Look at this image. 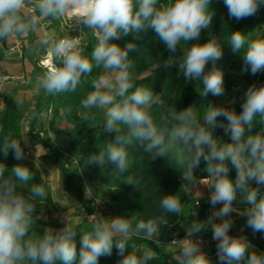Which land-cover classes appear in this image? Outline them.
Segmentation results:
<instances>
[{
    "label": "clouds",
    "instance_id": "clouds-1",
    "mask_svg": "<svg viewBox=\"0 0 264 264\" xmlns=\"http://www.w3.org/2000/svg\"><path fill=\"white\" fill-rule=\"evenodd\" d=\"M223 3L229 16L239 21L255 16L264 0H223ZM211 4L212 0H171L167 4H161L160 0H0V41L13 36L35 37L29 53L48 57L35 85L45 96L75 91L94 67L104 70L92 81L93 90L81 106L103 110L104 131L114 132L115 139L98 154H92L87 163L101 168L112 164L122 174L129 168L128 147L134 142H139L152 159L166 157L169 147L180 150L185 169L182 179L193 187L197 184L209 187L210 206L222 207L212 211L206 221L194 220L189 224L184 239L174 238L166 245L174 250V259L179 264H213L202 249L203 240L193 239L208 228L217 242L219 264H264V253L255 251L246 236L230 234L234 212L246 216V225L254 233H264V134H245L246 126L250 130L257 117L264 121V84H253L247 89L239 113L208 102L201 119L199 108L190 105L171 112L170 127L167 120L158 127L149 114L157 102L152 90L146 87L133 90L131 70L135 64L130 53L138 51L135 41L139 34L152 29L169 53H176L178 47L183 53L179 57L170 55L163 61L164 68L177 66L186 80L200 81L197 92L204 99L209 95H225L224 71L216 63L223 56L222 44L213 35L207 42H199L202 30L209 29L212 23ZM64 19L69 23L62 37L47 30V25ZM85 29L90 30L96 41L90 57L86 54L88 42L81 36ZM75 30L80 35L69 34ZM126 37L133 39L124 46L115 42ZM182 44L188 46L182 48ZM228 45L234 54L243 50L240 55L243 71L251 75L264 72V39L246 40L244 33L235 31ZM16 104L22 107L23 100L17 98ZM217 128L223 129L230 142H224L222 137L217 139L214 134ZM52 139L55 142V137ZM26 147L29 142L24 134L19 139L4 135L0 155L7 159L11 152L13 159L23 161L29 155ZM44 151L39 144L36 146V169L41 168L39 157ZM202 161L208 175L197 181L194 170ZM229 162L235 169V179L229 175ZM6 171L5 164L0 162V264H99L100 257L112 255L114 246L123 256L120 264H147L155 258L151 247L137 246L131 238L141 233L145 239L158 238L161 225H167L164 215L146 222L140 220L135 228L123 216L107 219L91 215V230L82 232L78 250L75 237L79 220L71 219L69 214L61 229L47 228L42 235L37 234L33 231L34 221L39 218L34 215L36 202L46 195V188L26 187L32 179V170L24 164L17 163L7 177ZM18 187L27 188L28 195L18 191ZM238 191L243 194L242 202L250 206L243 212L233 206ZM195 196L199 198L202 193L197 190ZM160 206L164 213L182 211L175 195L163 196ZM129 246L132 251L124 255Z\"/></svg>",
    "mask_w": 264,
    "mask_h": 264
},
{
    "label": "trees",
    "instance_id": "trees-1",
    "mask_svg": "<svg viewBox=\"0 0 264 264\" xmlns=\"http://www.w3.org/2000/svg\"><path fill=\"white\" fill-rule=\"evenodd\" d=\"M171 0H160L161 4L170 3ZM211 9L213 11L212 23L209 29L202 30L199 42L203 43V37L208 32L210 35L216 36L221 42L223 48L222 59L218 60L217 66L224 71L225 79V94L227 83L229 82V65L236 63L243 64V50L239 55L234 54L229 43V38L232 32L240 31L245 34V39H264V5H261L260 10L255 16L241 20L231 18L228 14V9L225 7L223 0H212ZM140 38L135 41L138 46V51L130 53V58L134 61V68L131 70L133 90L136 87H146L152 90L157 102L149 109V114L153 118L158 127H162L167 120L168 126L171 125L170 114L173 110H183L190 105H195L198 113L203 108H206L208 102L217 105L213 96L209 95L207 99L202 98L197 90L201 87L200 81L186 80L179 73L178 67L173 66L166 69L162 66L170 55L176 57L182 56V50L178 47L176 53H169L166 46L158 40L152 29H148L145 33L139 34ZM132 37H126L115 41L121 46H124ZM9 40V39H8ZM7 40L0 41V77L3 76L1 70V60L3 56V48L6 46ZM188 45H181L187 47ZM91 46L86 49V54L90 57ZM22 61H26L33 70L37 69L36 63L31 62V56L28 48H24V56ZM23 65V64H22ZM155 66V68H153ZM24 70L25 66L23 65ZM26 71V70H25ZM146 71L149 74L144 75ZM104 74L102 68H93L90 76L82 78V82L78 85L75 91L60 93L53 96H45L42 91L35 99L34 116L28 123V136L31 145L36 147L38 144L46 151L43 158L50 160L59 168L61 178L64 183V189L67 195L72 199V206H78L83 209L81 221L78 223L75 242L77 249L80 248L81 238L83 233L91 230L92 223L85 221L84 216L91 212L88 206V201L85 198V186L83 180L76 175V168L70 170L69 161L74 159L77 166L81 168V173L84 177L91 178V175L98 176L99 183L106 189H114L110 196V202L106 203V208H111V204L120 201L123 206L120 208L121 216L131 219L133 217V227L140 220L147 221L148 219L156 218L164 215L167 220V225H161V232H164L169 225L174 222L183 223L184 230L194 220L193 203L194 200L189 197L184 191V187H193V184L182 179L185 172L184 166L179 162L180 150L175 147L166 149V157H153L145 152L144 147L139 142H134L128 147L130 165L125 173L115 171V165L108 164L101 168L96 164L87 163L88 158L92 154H98L103 150L109 141H114L115 133L104 131L105 117L99 113V109H84L81 104L87 94L93 90L92 81ZM228 80V81H227ZM231 85H229V88ZM232 92V91H231ZM225 96V95H224ZM3 111L0 117V142L4 135H10L14 139H19L21 114L16 107L12 98H3ZM51 107V119L48 121L49 128L54 132L56 148L49 144V141L44 142L39 138L37 133H34V125L38 115L44 110ZM238 106H235V110ZM87 116V118H86ZM56 118L62 119L67 125L68 130L62 136V130L55 128ZM203 118V116H199ZM257 133L264 134V121L257 117L249 130L246 126V135ZM218 140L223 141L228 136L224 135L223 129L217 128L214 133ZM227 140V139H226ZM228 142V141H227ZM26 150V148H25ZM0 162H3L6 169L5 177L11 174V169L17 164H24L32 170V179L26 187L30 188L34 185H42L41 179L37 175L33 164L26 159L16 161L10 152L7 159L0 155ZM206 165L202 161L200 166L194 170L195 179L199 181L201 178L207 177L208 173L204 171ZM229 175L235 179V169L231 167L229 162ZM253 186L255 184L253 183ZM24 187H18V191L24 195H28L29 190ZM165 195H175L181 202L182 211L179 214L164 213L160 206V202ZM202 198H199L200 202ZM46 203L49 207H53V203L49 195L40 198V202H36V216L41 212L38 203ZM207 202H201L202 217L209 215ZM235 224H233L234 227ZM38 226L51 229H61L60 226L53 222H42L36 219L33 224V231L42 235L43 230H36ZM208 239L211 232L204 231ZM233 229L230 230V234ZM132 242L137 246L144 245L151 247L156 255L153 260L147 264H179L172 260L168 254L160 252L158 244L154 240L145 239L139 236H132ZM132 251L131 246L126 250L124 255H128ZM139 255V253H137ZM123 259L115 246L113 247L111 256H102L99 259V264H120ZM216 262V260H214ZM213 261V262H214ZM214 262V263H215Z\"/></svg>",
    "mask_w": 264,
    "mask_h": 264
},
{
    "label": "rangeland",
    "instance_id": "rangeland-1",
    "mask_svg": "<svg viewBox=\"0 0 264 264\" xmlns=\"http://www.w3.org/2000/svg\"><path fill=\"white\" fill-rule=\"evenodd\" d=\"M69 21L67 19L61 20V21H57L54 22L53 24H51L50 27V31H54L57 35L59 36H63L65 34V32L67 31V25H68ZM90 30L85 29L81 31V36L84 40H86L88 42V46H93L94 43L96 42L95 39L91 36V33L89 32ZM70 35L73 36H77L80 35V31L79 30H75V31H70L69 33ZM210 34L207 32L205 34V36L203 37V43L207 42V40L209 39ZM24 43V48H28L29 49V44L28 41H26L28 39V37H21ZM35 39V37L33 39H31V42H33V40ZM9 43L10 40H7V44L6 46L4 45L3 48V56H2V60H1V70L3 73L2 77H10V76H23L24 77V83L22 82H13L11 80H6L4 82H0V88H2V92L4 93L5 91H9L10 93L13 92H17V94L14 96V99L17 100V98H20L23 100V106L22 107H18L21 110V121L25 120L26 124L30 122V120L33 118V114L31 112V114H26L27 111V106L28 104H30L33 101H30L31 99V94L30 93H26L27 91V83L29 80H31V78L33 76H38L43 69L40 68L38 66V61L40 60L41 57H43L42 55H37L34 53H29L31 56V62L36 63V67L37 69L33 70L32 67L29 66V64L22 60H17L13 55H10L8 53V47H9ZM10 65H12V67H8ZM22 64L25 66V70L22 71ZM155 68V66L153 67ZM243 69V64L240 63H236L233 66L229 65L228 67V72H229V82L227 83V92L225 94V96H221V97H214L215 102L217 103V106L221 105H225L228 108L234 109L235 110V106H238L237 109L235 110L237 113L242 111V103L243 100L245 98V93L247 91V89L253 85L256 84L257 86L264 84V72H260L257 73L256 75H251L249 72H245L242 70ZM149 74V71H146L144 73V75ZM228 81V80H227ZM229 85H231V87L229 88ZM232 91V92H231ZM24 92V93H23ZM41 92V91H40ZM25 94H27L28 96H26ZM37 94H33L32 96L36 97ZM11 95H9L8 97H10ZM12 98V97H11ZM233 101H235V103H233ZM30 102V103H29ZM33 106V105H32ZM4 107V104L1 100L0 97V116L2 115V108ZM34 109V108H33ZM47 109L44 110L40 115H38L36 123L34 125L35 131L34 133H37L39 138L42 139L44 142L49 141V137H48V132L51 133V136L55 137L54 132L49 128L48 126V121L51 119V115H48V113H46ZM205 111V108H203L202 110H200V112L198 113V116H203ZM33 113H35V111H33ZM99 113L104 116V112L103 110H99ZM24 121V122H25ZM55 128L62 130V136H64V132H66L68 130V125L60 118H56L55 120ZM229 137V136H228ZM227 139V140H226ZM224 140V142H230V137L226 138ZM57 141H55L56 144ZM30 150V148H28ZM179 162L180 164L183 165L182 160H181V153L179 152ZM72 160V159H71ZM69 168L70 170H73L76 168V175L78 177H80L83 180L84 186H85V198L88 201V206L90 207V202L92 197H96L98 200H100L102 202V204L105 207V210L102 214V216L104 218H107V216L114 218L116 216H121V210L120 208L123 206V203H121L120 201L118 202H114L111 204V208L107 209L106 208V203L110 202V196L112 194V192L114 191V189H106L104 188L98 181V176L96 175H91V178H87L84 177L81 173V168L77 166V163H72L71 161H69ZM184 166V165H183ZM8 166H6L7 168ZM254 183V182H253ZM23 190H25L24 188H22ZM199 190L202 193V196L199 198H202V200H200L199 203H197V201H199V198H197L195 196V192ZM184 191L186 192L187 195H189L190 198L197 200L193 203V213H194V217L195 220L197 221H206L208 218L207 217H202V213L201 211V202L206 201L207 202V208L208 209V217L211 215L212 211L214 210H218L220 207H222V205H217L216 209H212V207L210 206V202L208 197L211 194V189L209 187H207L206 185H201V184H197L195 187H184ZM115 192V191H114ZM243 194L240 193L239 191L237 192V201L234 202V208L238 209V212H243L246 208L250 207L247 203H243ZM69 203V202H68ZM39 208H41V211H46V210H52V207H49L46 203L42 202V203H38ZM67 212H65L64 216H62V220L63 222L60 220L59 222L55 223L58 226H60L61 228L64 226V223H66V217H67ZM37 216V215H36ZM85 217V216H84ZM73 220H76L77 218L74 217H70ZM81 218V216H80ZM231 219L234 221V227H232L233 229V233H231V235H243L246 236L247 239L252 243V245L254 246V250L257 251L258 253H264V233H254L250 228L247 227L246 225V216L243 215H239L237 212L232 213L231 215ZM131 221H133V217L130 219ZM217 222H220L219 220H217ZM135 228V227H133ZM45 229L42 226H38L36 228V230H43L45 231ZM53 231H57V229H52ZM207 232H211L210 236H212V231L210 228L206 229ZM205 230H203L199 236L197 237H193V238H197V239H202L203 240V245H202V249L203 251H205L209 258L214 261L216 260V262L213 264H219V261L217 259V249H216V241H214L212 239V237L210 239L207 238L206 233L204 232ZM135 236H139V237H143L144 235L143 233L139 234V235H135ZM183 239L185 238V230L183 227V223H178V222H174L171 225L168 226V228L164 231V232H160V235L158 238L154 237L151 240H154L157 244H158V248L160 250V252H163L165 254H168V256L178 262L176 259H174V250L172 248H168L166 245H168L170 243L171 240L173 239ZM179 252L175 253V255H178ZM179 263V262H178Z\"/></svg>",
    "mask_w": 264,
    "mask_h": 264
},
{
    "label": "crops",
    "instance_id": "crops-1",
    "mask_svg": "<svg viewBox=\"0 0 264 264\" xmlns=\"http://www.w3.org/2000/svg\"><path fill=\"white\" fill-rule=\"evenodd\" d=\"M33 38H34L33 36H28V39L26 40V41H28L29 46L32 43L31 39H33ZM8 67L10 68V67H12V65L9 64ZM21 68L23 71L24 70L23 65L21 66ZM36 77L37 76H33L31 78V80H29L27 83L26 93L31 94V98H30L31 100L30 101H33V104H32V102L31 103L29 102L30 104H28V106L26 107L27 108L26 114H28V113L31 114V112H32V114L34 115V113H33L34 109L33 108H34L35 99L37 98V96L40 94V91H41L35 87V85L37 83ZM2 90L3 89L0 88V97H1L2 102H3V98H11L12 97L13 101L16 104V100L14 99V96L17 94V92L10 93L9 91H5L4 93H1ZM33 94H37L36 97L35 96L33 97L32 96ZM9 95H11V96L8 97ZM25 95L28 96L27 94H25ZM16 107L19 110V112H21L20 111L21 109L18 108L17 104H16ZM2 111H3V108H2ZM24 121L20 120V127H21L20 128V134H21V136L24 134L27 137V140L29 142V147H26V149L30 148V151L32 154V161H30V162L33 164L37 175L39 176L42 183L44 184V187L46 188V194L49 195V197L51 198L52 203H53L52 210L50 209V210H46V211H41L40 213L37 214V217H39L38 219H40L42 222L57 223L60 220L62 221L61 217L64 216L65 212L68 211L67 216L69 214H71L72 217L77 218L80 222L81 221L80 216L82 214L83 209L78 207V206L77 207L72 206V199L67 195V193L64 189V183H63V180L61 178L58 166L56 165V163H54L50 160H45L43 158L46 151H44V154H42L39 157L41 168L36 169V167H35L36 157L34 155L35 151H36V147H33L31 145V141H30V138L28 136V123L26 124V121L25 122ZM107 219H111V217L107 216Z\"/></svg>",
    "mask_w": 264,
    "mask_h": 264
},
{
    "label": "built area",
    "instance_id": "built-area-1",
    "mask_svg": "<svg viewBox=\"0 0 264 264\" xmlns=\"http://www.w3.org/2000/svg\"><path fill=\"white\" fill-rule=\"evenodd\" d=\"M42 23H43V20H42ZM50 27H51V24L47 25V30L50 31ZM9 40H10V43H9V47L7 50L8 53L10 55H13L17 60H22V58L24 56V43H23L22 38L21 37L17 38L15 36H13V37H10ZM47 59H48V57H46V56L41 57L40 60L38 61V66L43 69L44 63ZM6 80L24 83L25 79L23 76H10V77L0 78V82H4ZM46 113H48V115H51V107H49L47 109ZM50 136H51V133L48 132L49 144L51 146H53L54 148H56V144H55V142H53V139H52L53 136H51V137ZM25 152L29 153L26 160L29 162L32 161L31 151L29 149H26ZM70 161L72 163H76V161L74 159H72ZM90 209H91V212L89 214L85 215V217H84L85 221L88 223H92V221L89 219V216L94 215V214H98V215L102 216V214L105 210V207L100 200H98L96 197H92L91 202H90ZM193 239H197V238H193ZM177 240H182V239H177Z\"/></svg>",
    "mask_w": 264,
    "mask_h": 264
}]
</instances>
